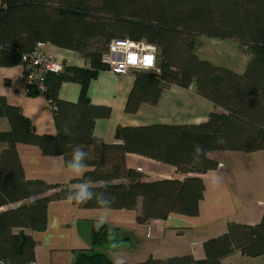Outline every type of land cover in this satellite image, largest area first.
<instances>
[{"label":"trees","instance_id":"trees-1","mask_svg":"<svg viewBox=\"0 0 264 264\" xmlns=\"http://www.w3.org/2000/svg\"><path fill=\"white\" fill-rule=\"evenodd\" d=\"M0 67L23 65L22 57L37 44L76 52L88 69L66 66L45 77L43 97L52 113L56 136H39L21 110L0 98V118L9 130L0 132V264L34 263L30 233L46 226L47 205L66 200L81 182L51 185L26 180L16 146L37 147L45 157L71 159L80 145L88 152L89 171L83 179L96 182L94 191L114 197L112 210H135L137 224L166 220L170 215L196 217L205 190L202 176L218 167L209 157L216 152L264 151V0H0ZM200 36L234 41L249 54L242 75L202 61L194 55ZM144 40L157 47L154 72L132 71L134 82L124 111L135 114L142 104L154 106L161 93L175 86L188 89L210 102L215 111L196 126L118 127L119 144L94 138L95 121L110 110L92 106L89 82L107 70L101 57L113 39ZM92 42V44H91ZM80 86L76 103L59 100L62 83ZM27 95L37 94L33 86ZM221 110L222 112L216 111ZM67 125L71 135L65 134ZM223 138L224 143H217ZM199 144L205 155L194 158ZM137 155L175 168L183 179L150 181L125 167L126 155ZM107 185V188L104 187ZM79 209H100L93 201ZM108 241V229H92V247ZM204 260L192 255L164 259L149 257L137 264H221L233 253L264 256V214L254 225L229 222L224 234L202 243ZM71 264H114L102 254L77 251Z\"/></svg>","mask_w":264,"mask_h":264},{"label":"crops","instance_id":"crops-1","mask_svg":"<svg viewBox=\"0 0 264 264\" xmlns=\"http://www.w3.org/2000/svg\"><path fill=\"white\" fill-rule=\"evenodd\" d=\"M44 52L53 59L68 62L71 67L89 68L88 62L76 52L50 45L44 46ZM194 55L236 75L244 73L249 61V54L239 43L205 36L198 38ZM131 73L119 75L102 70L88 84L90 104L110 110L108 118L95 121L92 131L94 138L107 145L119 144L115 139L118 127L196 126L205 123L215 111L210 102L196 94L193 84L188 89L171 86L161 93L156 105L142 104L135 114H127L124 108L134 82ZM23 77L21 66L0 67V98L9 106L19 108L37 135L55 137L56 129L47 101L42 95L29 97ZM79 95L80 86L76 83L65 82L59 88L58 97L63 102L76 103ZM8 130L7 120L0 118V132ZM2 148L0 145V152ZM16 151L26 180L66 185L80 179L69 175L60 156L45 157L37 147L21 144L16 146ZM209 157L217 161L218 167L202 176L205 190L196 217L173 214L164 221L154 220L141 226L136 221L139 202L135 210H112L109 221L103 225L108 229V241L92 247V229L100 209H79L67 200L51 202L47 205L45 229L30 233L34 242V264H71L77 251L102 254L114 264L120 255L124 256L125 264H137L149 257L164 259L183 255L204 260L202 243L224 234L229 222L254 225L264 214V187L259 188L258 196H241L239 191L233 193L229 187L236 177V173H231L233 164L235 167L249 165L264 183V151L250 154L216 152ZM124 163L126 168L137 170L150 181L186 177L171 166L137 155H126ZM110 230L114 241L109 240ZM113 243L117 244L116 248L111 246ZM262 257L249 260L233 253L222 259L221 264H255L252 261Z\"/></svg>","mask_w":264,"mask_h":264},{"label":"clouds","instance_id":"clouds-1","mask_svg":"<svg viewBox=\"0 0 264 264\" xmlns=\"http://www.w3.org/2000/svg\"><path fill=\"white\" fill-rule=\"evenodd\" d=\"M156 55L157 47L154 44L146 43L144 40L113 39L109 43V53L101 57V62L109 63L112 70L117 74H127L129 68L146 73L156 67ZM64 131L65 134L71 135V130L67 125H65ZM224 142L223 138L217 140V143ZM204 155L205 149L197 144L194 148V158L200 159ZM87 158L88 152L82 146L77 145L73 148L71 159L67 161L66 168L70 176L80 178L81 182L77 183L75 188L67 193L66 200L77 205L95 200L100 207L95 223L96 230L99 231L109 221L114 197L106 194L105 191H94L97 187L96 182L83 179L86 172L89 171V165L86 163ZM104 187L107 188V185ZM109 240H115L111 230L109 231ZM111 246L116 248L117 244L113 243ZM115 264H125L124 256L120 255L115 260Z\"/></svg>","mask_w":264,"mask_h":264},{"label":"built area","instance_id":"built-area-1","mask_svg":"<svg viewBox=\"0 0 264 264\" xmlns=\"http://www.w3.org/2000/svg\"><path fill=\"white\" fill-rule=\"evenodd\" d=\"M44 44H37L34 49L27 55L22 57V69H23V83L25 88L33 86L38 95H44L45 92V77L49 73L57 74L62 72L64 67L69 66L68 62H61L51 58L44 52ZM109 53V45L107 52L103 55L106 56ZM107 66L108 70L115 73L112 70V66L109 63H102ZM153 70L148 72H154ZM136 69L129 68L127 74ZM143 72V71H142ZM117 74V73H115ZM125 75V74H119ZM34 264V263H32Z\"/></svg>","mask_w":264,"mask_h":264},{"label":"rangeland","instance_id":"rangeland-1","mask_svg":"<svg viewBox=\"0 0 264 264\" xmlns=\"http://www.w3.org/2000/svg\"><path fill=\"white\" fill-rule=\"evenodd\" d=\"M233 167L234 168L231 169V173H236V177L232 179V183L234 186L232 184H229V187H231V191H233V193L239 191V194L241 196H258L259 188L264 187V183L261 182L260 177L252 172V168H250L249 165L242 167L238 165L237 167H235V165L233 164ZM234 187L235 189H233ZM249 260L255 259L250 258ZM252 262H254L255 264H264V257L258 259V261Z\"/></svg>","mask_w":264,"mask_h":264}]
</instances>
